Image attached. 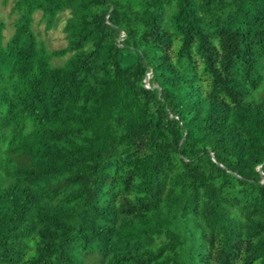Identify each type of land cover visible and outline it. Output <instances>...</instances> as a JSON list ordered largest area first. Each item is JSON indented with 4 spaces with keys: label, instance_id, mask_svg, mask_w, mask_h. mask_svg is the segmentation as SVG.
Segmentation results:
<instances>
[{
    "label": "trees",
    "instance_id": "1",
    "mask_svg": "<svg viewBox=\"0 0 264 264\" xmlns=\"http://www.w3.org/2000/svg\"><path fill=\"white\" fill-rule=\"evenodd\" d=\"M14 12L8 40L0 19V264H264V0ZM37 12L46 30L69 13L65 47L39 39Z\"/></svg>",
    "mask_w": 264,
    "mask_h": 264
},
{
    "label": "rangeland",
    "instance_id": "2",
    "mask_svg": "<svg viewBox=\"0 0 264 264\" xmlns=\"http://www.w3.org/2000/svg\"><path fill=\"white\" fill-rule=\"evenodd\" d=\"M15 2L16 0H0V19L6 23V29L4 31L6 40L12 36L15 30V21L19 16L18 13L14 12ZM41 17L42 14L40 12L35 13L32 25L39 39L42 40L50 50L65 47L67 45V39L64 26L69 17V13L65 12L60 14L55 25L50 30H46L45 23L42 21ZM68 56L54 59L53 64L62 65Z\"/></svg>",
    "mask_w": 264,
    "mask_h": 264
}]
</instances>
